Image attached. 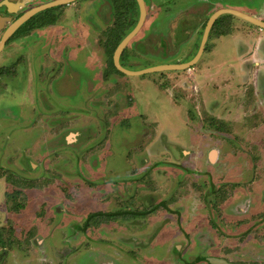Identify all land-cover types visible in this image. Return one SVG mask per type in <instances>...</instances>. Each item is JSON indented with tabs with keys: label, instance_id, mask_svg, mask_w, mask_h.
<instances>
[{
	"label": "rangeland",
	"instance_id": "1",
	"mask_svg": "<svg viewBox=\"0 0 264 264\" xmlns=\"http://www.w3.org/2000/svg\"><path fill=\"white\" fill-rule=\"evenodd\" d=\"M261 1L217 7L264 20ZM78 5L57 34L0 54V264H264V63L246 64L264 29L235 16L191 68L129 75L110 65L108 21L73 26L102 5ZM176 16L149 18L123 66L191 60L202 29Z\"/></svg>",
	"mask_w": 264,
	"mask_h": 264
},
{
	"label": "flooded vegetation",
	"instance_id": "2",
	"mask_svg": "<svg viewBox=\"0 0 264 264\" xmlns=\"http://www.w3.org/2000/svg\"><path fill=\"white\" fill-rule=\"evenodd\" d=\"M81 1L82 0H69L68 2L61 3V0H0V54L3 52L10 53L14 50H20L31 46L35 35L47 36L49 33L57 34L56 30H59L60 32L62 27L61 25L64 27L65 25L67 26L65 22L66 18H74L73 15L75 12L77 13L79 11L77 8L79 6L78 3ZM143 1L146 8L145 21L136 36L144 29L149 18H157L160 13H163L164 16L165 14H171L172 12L175 13V16L177 15L176 17L178 19H185L188 21V28L185 27L183 29L187 35L196 34L200 31V29H202V33L204 34V30L211 15L219 8L231 7H223L221 6V3H219L220 6L217 7V0H213L212 3L208 0ZM84 2L86 3L85 10L88 9V15L93 13L90 11L91 8L97 6V4L102 5L101 10L98 11V17H100L98 22H95L93 19L90 20L89 23H74L73 25L74 27H81L89 33H91L92 30L95 31L98 28H103L106 20L110 25L108 28H105L109 35L129 34L140 20L141 10L138 0H84ZM261 4L264 6V0L261 1ZM251 10L242 11L256 17L257 15H255ZM29 13L31 14L29 15ZM27 14L29 15L28 17L26 16ZM25 16L26 19L22 21V18ZM190 17H192V19H190ZM234 19H236L235 15L232 14L220 15L211 27L208 40L210 41V37L217 34V32L225 34L228 33V30L232 27L231 23L236 21ZM136 36H134L127 44L120 57L122 65H124L123 61L126 56V51ZM208 40L205 48L207 47ZM161 43L166 46L168 45L166 38L163 39ZM165 50L168 51V48L165 47ZM256 56H261L262 63H264V48L258 43L253 44V48L249 53V58L246 59L248 67L249 65L250 67L261 65V63L255 60L254 57ZM12 64H14V62L10 63L9 66ZM0 66L6 67V65ZM2 75H5V72H3L0 76ZM256 77L259 80H262L264 75L262 74V76H259L257 72ZM178 253L179 252L176 253V256H179ZM244 255L246 254L243 253L242 256ZM215 256L217 257V255ZM209 257L211 256L197 257L198 259L194 263L202 262L204 264H212L208 260ZM226 260L232 262L233 264H261V262L250 260L246 261L242 258L240 259L241 261H234L230 259ZM185 264L193 263L186 260Z\"/></svg>",
	"mask_w": 264,
	"mask_h": 264
},
{
	"label": "water",
	"instance_id": "3",
	"mask_svg": "<svg viewBox=\"0 0 264 264\" xmlns=\"http://www.w3.org/2000/svg\"><path fill=\"white\" fill-rule=\"evenodd\" d=\"M68 1L69 0H61V3L68 2ZM138 3L140 6V10H141L140 20H139L138 24L136 25V27L129 34H127L122 39V41L118 44V46L116 47V49L114 51V55H113V60H114L115 66L121 72H123L125 74H129V75H143L145 73H151V72L167 71V70H185V69L191 68L195 63L198 62V60L202 56V54L205 50V45L207 43L211 27L214 24L215 20L222 14H232V15L238 16V17H240V18H242V19H244V20H246V21H248L254 25H257L259 28L264 29V20H261L255 16H252L246 12H243V11L235 9V8H231V7L219 8L209 18L207 26L204 30V34L202 37V41H201L199 50L191 60L186 61V62H179V63H168V64L154 65V66L146 67V68H143L140 70H130L121 64L120 57H121L125 47L127 46V44L131 41V39L134 36H136V34L138 33V31L140 30L141 26L143 25V23L145 21V14H146L145 3L143 0H138ZM30 14L31 13H29V15ZM29 15L27 14L26 16L28 17ZM26 16L24 18H22V21L24 19H26ZM213 154H214V152H213ZM213 154H212V158L215 155V154L214 155ZM208 260L212 264H233L232 262L226 260L225 258L216 257V256H211L208 258Z\"/></svg>",
	"mask_w": 264,
	"mask_h": 264
},
{
	"label": "trees",
	"instance_id": "4",
	"mask_svg": "<svg viewBox=\"0 0 264 264\" xmlns=\"http://www.w3.org/2000/svg\"><path fill=\"white\" fill-rule=\"evenodd\" d=\"M127 34V33H126ZM126 34H113L111 37H109V39L106 41V52L107 54L109 55V58H110V65L113 67V69L119 73H123L121 72L114 64V60H113V55H114V51L116 49V47L118 46V44L122 41V39L126 36ZM220 35L221 34H225V33H222L220 32L219 33ZM6 70V71H5ZM7 72L10 74L11 70L9 69V67H1L0 68V75L3 74V72ZM7 193V196L8 195H13L14 193L16 194H20L21 193V189H16L14 190L13 192H6ZM8 201V199H7ZM163 205V204H162ZM23 204L21 203H18V204H15L14 205V208H16L17 210L22 208ZM154 209H156V206L153 207L152 209H149V210H143V211H131L129 212L132 213L133 215L137 216V215H146L152 211H154ZM124 212L122 211H115V212H108V213H103V212H93V213H89L88 214V217L87 219L85 220V222L83 223L82 226L78 225V228H81L82 230L83 229H87L88 226L93 223L95 220L96 217L98 216H108V217H116L118 215H122ZM125 213H128V212H125ZM2 230V229H1ZM79 230V229H78ZM6 243H7V240H5L4 238V232L3 231H0V247H5L6 246ZM198 259V258H197Z\"/></svg>",
	"mask_w": 264,
	"mask_h": 264
},
{
	"label": "crops",
	"instance_id": "5",
	"mask_svg": "<svg viewBox=\"0 0 264 264\" xmlns=\"http://www.w3.org/2000/svg\"><path fill=\"white\" fill-rule=\"evenodd\" d=\"M239 10V9H238ZM242 11V10H241Z\"/></svg>",
	"mask_w": 264,
	"mask_h": 264
}]
</instances>
